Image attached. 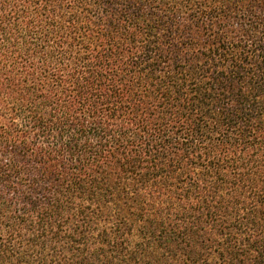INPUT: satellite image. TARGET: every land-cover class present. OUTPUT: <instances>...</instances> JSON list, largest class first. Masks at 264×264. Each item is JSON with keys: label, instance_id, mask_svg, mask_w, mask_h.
I'll use <instances>...</instances> for the list:
<instances>
[{"label": "trees", "instance_id": "obj_1", "mask_svg": "<svg viewBox=\"0 0 264 264\" xmlns=\"http://www.w3.org/2000/svg\"><path fill=\"white\" fill-rule=\"evenodd\" d=\"M0 264H264V0H0Z\"/></svg>", "mask_w": 264, "mask_h": 264}]
</instances>
